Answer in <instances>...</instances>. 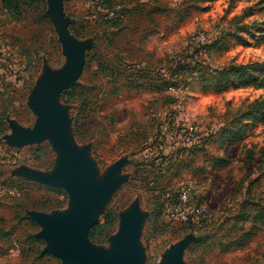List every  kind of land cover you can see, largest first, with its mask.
Listing matches in <instances>:
<instances>
[{"label":"rangeland","instance_id":"rangeland-1","mask_svg":"<svg viewBox=\"0 0 264 264\" xmlns=\"http://www.w3.org/2000/svg\"><path fill=\"white\" fill-rule=\"evenodd\" d=\"M103 8H117L121 13V0L63 1L66 28L72 35L70 26L77 28L80 36L75 38L90 44L73 87L82 88L89 98L80 121L81 135L74 134L71 119L80 100L65 101L64 91L58 100L68 106L75 141L89 147L97 178L113 164H120L121 182L110 193L96 222L103 223L107 213L112 216L111 224L101 231L107 237L101 242L90 240L108 248L119 229L120 214L137 201L144 214L139 234L143 264H158L164 252L187 236L195 240L183 250L185 264H264V224H253L250 219L264 206V108L258 115L244 117L259 103L264 106V88L237 85L218 92L206 87L203 80L206 71L264 61V35H259L264 34V0L143 1L137 4L135 22L128 17L122 23V40V20L103 19ZM23 9L12 16L0 5L1 36L16 55V70L0 73V121L4 123L0 127V264H61L56 255L42 251L47 241L36 236L41 227L26 216L35 209L23 203L46 204L49 209L35 211L47 214L64 213L69 196L63 188L15 172L20 166L51 172L57 151L48 140L12 147L4 136L10 133L11 122L33 126L35 115L26 100L36 78L43 66L59 71L67 60L47 0ZM196 30L209 35L207 62L190 44ZM170 63L176 70L165 86L176 82L181 88L176 93H154V75L170 72ZM129 65L135 69L132 76L126 75ZM112 66H117L115 73L110 72ZM142 66L148 69L137 72ZM179 110L195 128L194 144L177 146L170 136ZM233 121L244 126L242 139L219 147V131L239 125ZM191 148L196 151L191 153ZM172 155H178L175 165L162 161ZM160 163L162 170L156 168ZM15 178L32 182L15 184ZM188 183L195 186L208 209L207 221L199 228L171 222L166 213L165 194ZM243 208L249 217L245 220L239 215ZM249 230L248 237H242Z\"/></svg>","mask_w":264,"mask_h":264},{"label":"water","instance_id":"water-1","mask_svg":"<svg viewBox=\"0 0 264 264\" xmlns=\"http://www.w3.org/2000/svg\"><path fill=\"white\" fill-rule=\"evenodd\" d=\"M64 0H47L48 14L61 44L66 64L59 71L43 66L29 92L26 104L35 115L33 126L26 127L11 122L10 133L4 135L12 147H23L48 140L57 151L51 172L18 167L15 172L33 181L63 188L69 196V208L64 212L47 214L35 210L26 216L36 222L41 230L36 236L47 241L42 250L56 255L61 264H143L139 234L144 214L137 201L120 214L119 229L110 239V253L96 246L89 238L90 228L112 190L121 182L120 164L115 163L97 178V169L88 154V146H79L70 127L68 106L58 100L59 93L77 85L84 63L85 52L90 47L86 41L77 40L65 25ZM4 137V138H5ZM187 236L164 252L158 264H185L182 253L189 242Z\"/></svg>","mask_w":264,"mask_h":264},{"label":"trees","instance_id":"trees-1","mask_svg":"<svg viewBox=\"0 0 264 264\" xmlns=\"http://www.w3.org/2000/svg\"><path fill=\"white\" fill-rule=\"evenodd\" d=\"M43 1L44 0H0V5L4 9H7V11H9L12 14V16H17V15H19L18 13H20V14L22 13V11L24 10L23 8L32 7L36 3L43 2ZM147 1H150V0H147ZM135 6H136V4H135ZM70 31L76 37L80 36V31L77 30V28H73L72 26H70ZM259 35H264V34H259ZM238 37L241 38V36H238ZM241 39L243 40V38H241ZM87 63H88V61H87ZM112 67L113 68H112V70H110V72L115 73L116 72L115 68L117 66H112ZM130 68L131 67H129V69H127V71H126L125 67L121 66V72L126 71L127 76H132L133 71L135 69L133 70ZM141 69L147 70L148 67L139 68L136 71L139 72V70H141ZM173 70H176V68L170 69V75L168 76V78L171 75L173 76V74L175 73V71L173 72ZM128 78L131 80L130 83H134L133 79H131V77H128ZM168 78L164 77L159 72L156 73L154 75V79L152 80L153 83L151 84V91L156 92V93H161L163 91H166L167 86L169 84H175L176 85V82H169L165 86V82L167 83L169 80ZM165 80H167V81H165ZM203 80L205 81L204 84L206 87H210L214 91H218V92L225 91L230 86H237V85H252V86H255L257 88H264V61H252V62H246V63H240V64H231V65L223 66V67L218 68V69L206 71L205 76L203 77ZM136 86H137V84L133 85V87H136ZM126 87L130 88V85L128 84V85H126ZM81 90H82V88H71V89H67L63 92V96L65 97V101L71 100L73 98H75V100L76 99L80 100V102H79L80 108L78 107V109H76L75 115L71 118L72 124H73L74 134L77 136H79V134L82 131L80 121L83 119L82 113L85 111V108L88 105L87 99H89L87 96H84V94L81 92ZM263 108H264V106L260 103L257 106H254L253 110H251V111L249 110L250 112L248 111L249 112L248 115H244L245 119H247V117L250 118L251 116L258 115L260 113L259 110H261ZM22 121H24V120H22ZM233 123L239 124V121H237V122L233 121ZM3 125H4V123L2 121H0V127H3ZM227 129H230V128L221 129L218 133V136L216 137V142L218 143L219 147H226V146H228V144L230 142L233 143L236 141H240L242 139L244 131H245L244 126H241L240 124L236 125L235 127H232L231 130H227ZM190 151L192 153L193 151H196V149L191 148ZM189 155H191V154H189ZM177 156L178 155H176V156L172 155L169 160L164 159L162 161H165L167 164L170 163V165L173 166V164L175 163V160H176L175 157H177ZM178 157H181V154ZM221 161L222 160L218 161L216 164H219ZM171 163H173V164H171ZM179 164H177V166ZM156 168L158 170L164 169L163 166L161 165V163L157 164ZM24 181L25 182H32L30 180H21V179L15 178L13 180V183L19 184V183L24 182ZM43 186H45V185H43ZM45 187H47V186H45ZM51 189L60 191V189H57V188H51ZM167 193H170L173 197H175L177 194V192H172V193L167 192ZM26 197L27 196H25V198ZM165 198L167 200V197H165ZM23 205H25L28 208L35 209V210L49 209L48 208L49 206H47L46 204H43V205L42 204H35L32 201H28L27 203H23ZM45 206H47V208ZM239 215L241 217L243 216L244 220L249 218V217H247L248 214H247V211L244 210V208L241 210ZM103 219H104L103 223L95 224L89 230V238L93 242L104 241L107 237V235H106L107 233L106 232L102 233L101 231H104L105 230L104 227L111 224L112 216L111 215L109 216L107 213V214L103 215ZM250 219L253 222V224H255V223L264 224V206H261L258 208V210H255V212L252 213V215L250 216ZM100 226L104 229L100 230V232H98L97 228H100ZM189 227H191V226H189ZM249 234H250V230L247 231L242 237H248Z\"/></svg>","mask_w":264,"mask_h":264},{"label":"built area","instance_id":"built-area-1","mask_svg":"<svg viewBox=\"0 0 264 264\" xmlns=\"http://www.w3.org/2000/svg\"><path fill=\"white\" fill-rule=\"evenodd\" d=\"M102 18L117 21L123 18V12L117 8L101 9ZM0 10V73L11 74L16 70V55L14 50L6 44L1 36L2 15ZM209 35L204 30H196L190 36V44L197 51L203 62L210 59ZM183 87V86H182ZM181 87L177 84H169L166 91L176 93ZM188 116L183 111H178L174 116L170 136L175 139V144L188 146L196 141L195 128L189 124ZM198 139V137H197ZM5 192V190H3ZM167 197L166 213L171 222L188 225L193 228L202 227L208 217V209L204 202L199 200L196 188L193 184H185L175 197L170 193Z\"/></svg>","mask_w":264,"mask_h":264},{"label":"crops","instance_id":"crops-1","mask_svg":"<svg viewBox=\"0 0 264 264\" xmlns=\"http://www.w3.org/2000/svg\"><path fill=\"white\" fill-rule=\"evenodd\" d=\"M143 1H147V0H121V9L123 11V18L121 19V40H122V37L124 36V33L123 32V27H122V23L126 21V19H132L133 23L135 22V20L133 19L137 13H138V10H137V4H142ZM136 4V6H135ZM126 17V18H125ZM122 45V43H121ZM122 48H121V54H122ZM132 63V62H131ZM172 63V62H171ZM169 64V66H171L172 64ZM134 64V63H133ZM132 65H129V67H131ZM135 66V65H134ZM143 67H146V66H142V67H139V68H143ZM171 69H173V67L171 66L170 67ZM132 69V67L130 68ZM168 73V74H167ZM170 72H164V73H160L162 74L164 77L168 78V75H169ZM156 93V92H154ZM122 108V107H121ZM122 110V109H121ZM123 112H124V109H123Z\"/></svg>","mask_w":264,"mask_h":264},{"label":"bare ground","instance_id":"bare-ground-1","mask_svg":"<svg viewBox=\"0 0 264 264\" xmlns=\"http://www.w3.org/2000/svg\"><path fill=\"white\" fill-rule=\"evenodd\" d=\"M112 246L110 247V249L109 250H107V253H110L111 252V250H112Z\"/></svg>","mask_w":264,"mask_h":264}]
</instances>
